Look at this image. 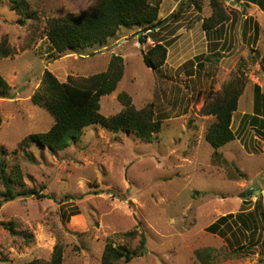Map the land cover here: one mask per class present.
Instances as JSON below:
<instances>
[{"label":"rangeland","instance_id":"1","mask_svg":"<svg viewBox=\"0 0 264 264\" xmlns=\"http://www.w3.org/2000/svg\"><path fill=\"white\" fill-rule=\"evenodd\" d=\"M95 1L25 0L23 11L0 2V40L10 49L0 56L10 86L0 96V146L19 162L23 188L43 196L2 201L0 185V264H45L57 244L66 264H100L107 241L123 243L132 229L144 234L145 249L124 264H200L195 252L202 248L215 249L213 264H264V219L257 214L264 212V118H244L264 117V97L258 111L253 107L255 85L264 95V11L244 0H216L226 17L205 32L201 23L213 12L212 0H151L163 20L158 28L121 27L103 44L55 51L46 36L49 19L77 14ZM157 41L166 47V60L151 69L142 56ZM112 55L122 57L123 75L100 98V112L118 113L121 92L136 109L153 104L162 124L152 141L88 125L62 150L19 149L24 137L54 121L31 101L44 71L60 82L79 79L104 71ZM238 67L247 82L231 116L235 137L214 155L204 137L214 117L203 107ZM223 216L219 230L210 231ZM7 221L23 235L10 234L1 224Z\"/></svg>","mask_w":264,"mask_h":264},{"label":"trees","instance_id":"2","mask_svg":"<svg viewBox=\"0 0 264 264\" xmlns=\"http://www.w3.org/2000/svg\"><path fill=\"white\" fill-rule=\"evenodd\" d=\"M2 1H8L11 7L17 11L27 9L25 0H0V2ZM234 1L240 3L243 0ZM244 1L246 4L248 2L257 4L264 11V0ZM211 6L212 14L203 19L201 23L205 32L215 29L226 17L216 0L211 1ZM158 10V3H153L151 0H96L77 14H67L49 19L46 36L58 53L97 43L103 44L121 27L138 26L143 27V30L158 28L159 23L163 21L158 18ZM254 34L255 36L258 34L257 26ZM140 41L144 42V39L140 38ZM9 52L7 39L2 38L0 40V56H7ZM166 54V47L157 41L143 54L142 60L146 67L157 69L166 60ZM261 61L264 62V52L261 55ZM123 70V59L120 55H112L104 71L79 79L69 77L65 82L58 81L51 72L45 70L31 101L44 108L53 117V124L47 131L31 133L24 137L18 143V148L28 149L31 146H36L38 149L47 147L51 150H62L78 138L82 129L88 125H99L113 133H134L143 141H152L154 135L160 131L162 124L161 120L155 119L153 104L150 103L141 109H136L131 104L128 94L121 92L117 97L123 108L118 113L106 116L100 112V98L111 94L116 89ZM246 82L243 70L238 67L232 78L218 92L211 91L208 94L211 99L204 105L203 112L212 115L214 121L208 127L204 137L205 141L214 149V155H217V149L235 137L231 128V116L232 112L237 109L238 99ZM9 87L0 73V96L5 95ZM253 97V107L258 111V99L264 97L258 85L254 86ZM248 117L253 123L261 122V119L264 118L258 115L249 116L246 114L244 116V118ZM15 153L14 151L12 154ZM239 173L241 176L244 175ZM0 185L3 188L4 199L2 201H10L32 194L43 197L38 189L23 188L22 168L19 162L10 156L2 146H0ZM15 185L19 186L20 190H15ZM259 209L257 210L258 217L263 220L264 212ZM76 213V210L71 211V215ZM224 220L225 216L219 218L209 227V230L218 231ZM241 222L244 227L256 228L255 222L248 224L247 219H241ZM1 224L10 234L23 235L21 231L15 229L13 221ZM28 236L32 235L28 234ZM135 238H138V242L132 246V241ZM123 240V243L117 245L107 241L103 248L100 264H124L144 253L146 242L142 232L132 229L123 234ZM214 252L213 248H202L196 250L195 256L200 264H213ZM237 253V249L232 250V254ZM45 264H66L63 261V250L60 244L55 245L49 261Z\"/></svg>","mask_w":264,"mask_h":264},{"label":"water","instance_id":"3","mask_svg":"<svg viewBox=\"0 0 264 264\" xmlns=\"http://www.w3.org/2000/svg\"><path fill=\"white\" fill-rule=\"evenodd\" d=\"M227 1H229V3H230V4H232V5H235V4H237V2H236V1H234V0H227ZM251 191H253V190H251V189H248V190L246 191V194H247V195H248V194H250V193H251ZM254 192H256V193L259 195V190H258V189L254 190Z\"/></svg>","mask_w":264,"mask_h":264}]
</instances>
